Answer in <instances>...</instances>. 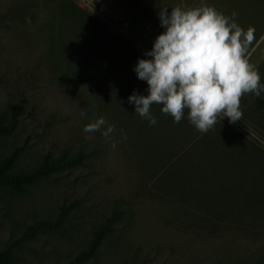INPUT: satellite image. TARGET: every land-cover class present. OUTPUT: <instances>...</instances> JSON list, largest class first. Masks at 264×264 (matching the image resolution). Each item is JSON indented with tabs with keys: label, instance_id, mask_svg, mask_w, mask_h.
Segmentation results:
<instances>
[{
	"label": "rangeland",
	"instance_id": "374dc122",
	"mask_svg": "<svg viewBox=\"0 0 264 264\" xmlns=\"http://www.w3.org/2000/svg\"><path fill=\"white\" fill-rule=\"evenodd\" d=\"M72 1L148 60L139 45L176 41L222 91L214 107L197 98L193 60L171 75L137 58L146 74L91 52L56 0H0V110L20 108L0 155L15 148L28 170L81 153L27 195L0 197V248L67 208L63 236L40 230L13 250L64 263L118 208L86 264H264V112L253 107L264 98V0Z\"/></svg>",
	"mask_w": 264,
	"mask_h": 264
},
{
	"label": "trees",
	"instance_id": "16d2710c",
	"mask_svg": "<svg viewBox=\"0 0 264 264\" xmlns=\"http://www.w3.org/2000/svg\"><path fill=\"white\" fill-rule=\"evenodd\" d=\"M56 12L62 19L74 24L76 33L84 39L87 48L91 49V52L103 55V58H116L119 54V57L123 56L122 58L124 59L118 58V60H122L130 66L135 65L136 70H142L141 73L149 74L145 64L136 60L142 57L150 63L154 70L159 72L158 66L138 51L128 47L117 36L109 33L110 31L105 25L76 5L72 0H56ZM158 82L161 83L160 81ZM253 104L255 109L264 112V98L255 97ZM19 113L20 108H15L8 112L0 110V135L10 134L16 128L18 123L16 116ZM16 156L15 148L0 155V197L4 195L9 197L27 195L36 181L47 178L52 173L75 166L81 160V153L79 152L55 158L44 156L32 168L24 170L15 167ZM66 212L67 208H61L52 219L34 218L19 238L7 242L0 248V264H28L19 260L13 250L40 230L53 231L63 236L67 232L64 226ZM120 216L121 212L118 208L111 209L108 215L92 231L91 237L86 243L76 249L67 259L68 261L61 264H86L89 261H93L99 245L107 235L112 233L114 223L120 219Z\"/></svg>",
	"mask_w": 264,
	"mask_h": 264
},
{
	"label": "built area",
	"instance_id": "2783aa9c",
	"mask_svg": "<svg viewBox=\"0 0 264 264\" xmlns=\"http://www.w3.org/2000/svg\"><path fill=\"white\" fill-rule=\"evenodd\" d=\"M105 3H99L97 5V11L103 10ZM129 13L125 15V21H128ZM124 21V22H125ZM126 24V23H124ZM149 26H146V34L152 33V28L148 30ZM139 48L148 58L156 65L160 70H163L171 75H174L175 67L179 66L182 61L190 62L188 52L184 47H181L176 41L158 42L153 40L143 45H139ZM192 66L189 69L190 83L189 87L196 94L197 98L205 103L208 107L216 106L220 95V87L217 86L211 74L207 68L200 65L198 62H191Z\"/></svg>",
	"mask_w": 264,
	"mask_h": 264
},
{
	"label": "crops",
	"instance_id": "0c3cea01",
	"mask_svg": "<svg viewBox=\"0 0 264 264\" xmlns=\"http://www.w3.org/2000/svg\"><path fill=\"white\" fill-rule=\"evenodd\" d=\"M183 44V43H182ZM185 45V44H184ZM183 47V46H182ZM185 48V47H184ZM187 51V50H186ZM188 52V54H189V57L191 58V60H193L194 62L195 61H197L194 57H193V55L189 52V51H187ZM194 53V52H193ZM196 54H198V53H196ZM207 70H208V68H207ZM208 72L210 73V71L208 70ZM211 74V73H210ZM212 76V75H211ZM221 90H220V94H221V91H222V88H220Z\"/></svg>",
	"mask_w": 264,
	"mask_h": 264
}]
</instances>
